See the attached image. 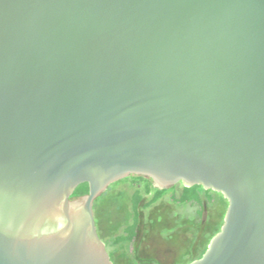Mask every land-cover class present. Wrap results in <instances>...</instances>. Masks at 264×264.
<instances>
[{
	"label": "water",
	"instance_id": "95a60500",
	"mask_svg": "<svg viewBox=\"0 0 264 264\" xmlns=\"http://www.w3.org/2000/svg\"><path fill=\"white\" fill-rule=\"evenodd\" d=\"M130 174L227 200L185 264H264V0H0V264H114Z\"/></svg>",
	"mask_w": 264,
	"mask_h": 264
},
{
	"label": "rangeland",
	"instance_id": "374dc122",
	"mask_svg": "<svg viewBox=\"0 0 264 264\" xmlns=\"http://www.w3.org/2000/svg\"><path fill=\"white\" fill-rule=\"evenodd\" d=\"M131 191L128 182L110 184L93 204L97 230L101 239H106L115 264H135L128 243H110L112 236L121 232L130 221L126 194ZM149 198L150 194L144 195V200ZM226 207L227 200L220 193H213V200L205 202L201 214L194 207L176 205L167 197L142 210L137 240L140 263L167 264L174 261L179 264L191 254L200 253L219 229Z\"/></svg>",
	"mask_w": 264,
	"mask_h": 264
},
{
	"label": "trees",
	"instance_id": "16d2710c",
	"mask_svg": "<svg viewBox=\"0 0 264 264\" xmlns=\"http://www.w3.org/2000/svg\"><path fill=\"white\" fill-rule=\"evenodd\" d=\"M120 182H128V184L132 188V191L126 194L130 206V221L123 226L121 232L112 236V238L110 239V243L112 245L121 242L128 243L129 254L135 264H139V262L141 261V259L138 257L137 254V240L139 236L142 210L149 208L151 205L155 204L162 197H167L169 201H171L172 203L176 205H187L194 207L195 211L198 214H201L205 202L209 203L213 200V193H220L212 189H204L200 184H195L189 187L183 186L181 182H177L167 188L159 189L153 186L150 177L139 174H130L129 176L121 178L111 184H117ZM178 186H181L180 190L178 189ZM87 192H88V183L81 182L75 187L74 191L70 195V198L76 197L81 194H85ZM145 194H150V198L144 200ZM97 198L98 197H96L95 200H97ZM218 230L219 229H217L212 234V236ZM99 236L100 238H102L100 234ZM103 241L107 244L106 239H104ZM205 248L196 256L199 257L204 252ZM111 259H113V257H111Z\"/></svg>",
	"mask_w": 264,
	"mask_h": 264
},
{
	"label": "flooded vegetation",
	"instance_id": "af4514ba",
	"mask_svg": "<svg viewBox=\"0 0 264 264\" xmlns=\"http://www.w3.org/2000/svg\"><path fill=\"white\" fill-rule=\"evenodd\" d=\"M129 176V175H128ZM184 186V185H183ZM178 189L180 190L181 189V186H178ZM205 189V188H204ZM217 192V191H216ZM105 245H106V248H107V251H108V253H109V255H110V257H112L111 255V252H110V250L108 249V245L105 243ZM196 255H198V253H196V254H191L186 260H182L179 264H185V263H187V262H189L190 260H192V259H194L195 257H197ZM145 260V259H144ZM113 261V260H112ZM146 261V260H145ZM113 263H114V261H113ZM115 264V263H114ZM139 264H142V263H140L139 262ZM158 264H160V263H158ZM167 264H177V262H174V261H172V262H167Z\"/></svg>",
	"mask_w": 264,
	"mask_h": 264
}]
</instances>
